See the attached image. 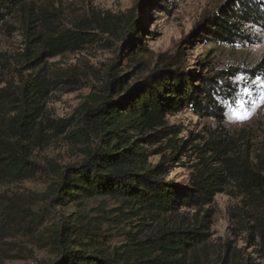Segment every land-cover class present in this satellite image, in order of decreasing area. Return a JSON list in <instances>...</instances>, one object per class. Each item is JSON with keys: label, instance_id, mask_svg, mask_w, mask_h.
<instances>
[{"label": "trees", "instance_id": "obj_1", "mask_svg": "<svg viewBox=\"0 0 264 264\" xmlns=\"http://www.w3.org/2000/svg\"><path fill=\"white\" fill-rule=\"evenodd\" d=\"M232 3L205 21L202 29L215 43L234 47L243 44L238 40H250L242 29L243 22L264 24V0ZM143 8V2H139L122 15L95 13L70 23V27L57 32L46 54L81 50L101 39L95 32L98 31L129 39L126 55L134 63L132 68L139 66L141 59L137 56L146 48L133 39L140 29L138 11ZM30 10L28 0H0V23L14 12ZM41 53L45 51L35 55L34 60ZM178 54L160 55V62H169L167 67L154 70L132 86H127L126 75L116 71L108 74L99 93H92L89 102L82 105L81 122L76 127L69 119H54L43 106L52 82L63 79L47 81L38 70L31 81H24L19 103L13 104L5 116L0 115V179L20 182L33 177L39 166L29 160L32 150L48 144L57 133L67 132L68 138L82 144L83 159L58 170L59 182L48 199L50 204L108 196L123 199L129 214L125 220L80 216L40 229L41 215L31 210L27 197H2L0 264L7 259L33 258L28 243L53 255L51 263L36 264H192L207 236L202 229L203 219L165 223L171 213L181 205L206 204L230 179L245 192L264 197V175L255 172L242 156L231 155L232 142L225 132L209 134L193 145L196 134L189 131L190 140L177 143L179 127L168 124L169 116L187 109L221 122L225 112L221 103L233 102L236 90L223 82L231 70L217 72L214 77H197L180 68L171 70L182 66ZM244 71L249 77H264V56L255 68ZM196 81L198 84H193ZM161 142H165L164 146L153 147ZM188 154L197 160L190 167L188 186L166 181V164L179 162ZM152 155L164 160L152 165L148 162ZM145 217L150 223L133 227V220ZM117 223L127 227L114 232L111 225ZM257 235L264 247V216L258 223ZM114 236H120L123 242L114 245Z\"/></svg>", "mask_w": 264, "mask_h": 264}, {"label": "rangeland", "instance_id": "obj_2", "mask_svg": "<svg viewBox=\"0 0 264 264\" xmlns=\"http://www.w3.org/2000/svg\"><path fill=\"white\" fill-rule=\"evenodd\" d=\"M233 1L28 0L31 9L28 13L14 12L0 23V115L5 116L13 104L19 103L24 81H31L39 70L47 81L63 79L54 80L50 85L43 99L44 108L54 119H69L76 127L81 122L82 105L89 102L92 93H99L108 74L116 71L126 75L127 86H132L151 76L154 70L167 67L169 62H160V55L174 57L180 52L182 66H173L171 70L180 68L197 77H214L217 72L231 70L223 82L233 85L236 90L233 102L221 103L225 109L221 122L195 115L187 109L169 116L168 124L179 127L177 143L180 140L188 142L191 138L189 131L196 134L193 145L209 134L225 132L227 140L232 142L231 155L242 156L255 172L264 175V103L260 102L264 97V86H261L264 77H249L247 71L243 72L255 68L264 56V24L243 22L242 29L250 40H238L243 44L234 47L215 43L213 37L202 29L205 21ZM139 2H143L144 8L138 11L140 29L133 40L146 48L144 54L137 56L141 65L132 68L134 63L125 49L129 39L125 41L119 34L98 31L95 32L101 39L81 50L55 56L46 54L50 52L48 46L57 32L70 27V23L90 18L95 13L122 15ZM205 36L209 38L204 39ZM42 51L45 53L34 60ZM240 105L248 110L247 118L238 119L234 115L233 110ZM66 135L67 132L57 133L48 144L32 150L29 160L39 166L33 177L20 182L0 179V199L19 195L27 197L31 210L41 215L40 229L59 226L80 216L125 220L129 208L121 198L95 196L83 198L79 203L50 204L48 199L59 182L58 170L65 165L79 164L83 159L82 144ZM159 144L164 146L165 142L153 147ZM163 160L159 155L148 158L152 165ZM196 162L188 154L179 162L166 164L168 173L164 179L178 186H188L190 167ZM263 216L264 197L245 192L230 179L221 185L209 202L198 206L181 205L165 219V223L172 220L191 223L203 219L202 229L207 236L192 264H264V247L257 235L258 223ZM149 221L147 217L136 218L132 225ZM152 225L155 226V222ZM111 226L112 231L117 232L127 224ZM111 241L114 245L123 242L120 236H114ZM26 245L33 251V258L7 259L2 264L53 261V255L46 249Z\"/></svg>", "mask_w": 264, "mask_h": 264}, {"label": "snow or ice", "instance_id": "obj_3", "mask_svg": "<svg viewBox=\"0 0 264 264\" xmlns=\"http://www.w3.org/2000/svg\"><path fill=\"white\" fill-rule=\"evenodd\" d=\"M237 79L243 80V77H238ZM261 86H264V84H262ZM260 102L264 103V97H261ZM233 112L236 118L238 119L247 118V115H248V110L243 105H240L237 109H234Z\"/></svg>", "mask_w": 264, "mask_h": 264}]
</instances>
